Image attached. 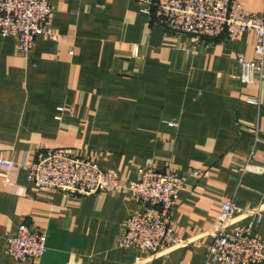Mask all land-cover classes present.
Wrapping results in <instances>:
<instances>
[{
    "label": "crops",
    "instance_id": "0c3cea01",
    "mask_svg": "<svg viewBox=\"0 0 264 264\" xmlns=\"http://www.w3.org/2000/svg\"><path fill=\"white\" fill-rule=\"evenodd\" d=\"M232 1L264 17V0ZM51 2L63 41L38 37L24 55L0 36V156L20 166L8 183L0 170V264H207L224 203L264 210V81L243 83L239 66L258 60L255 33L195 47L133 0ZM56 148L122 183L148 169L184 179L173 231L188 245L158 256L123 248V227L143 208L129 194L35 189L27 167ZM22 224L47 236L42 259L7 255ZM256 232L264 237V220Z\"/></svg>",
    "mask_w": 264,
    "mask_h": 264
},
{
    "label": "built area",
    "instance_id": "2783aa9c",
    "mask_svg": "<svg viewBox=\"0 0 264 264\" xmlns=\"http://www.w3.org/2000/svg\"><path fill=\"white\" fill-rule=\"evenodd\" d=\"M142 13L161 28L192 39L195 47L205 41H239L255 33L258 60L239 59L243 83L264 81V17L243 10L232 0H133ZM51 0H0V36L13 38L19 51L31 54L38 37L63 41L51 26ZM254 158L252 153L251 159ZM15 160L0 156V170L8 174L19 169ZM28 182L35 189H52L76 196L119 192L129 194L142 210L133 214L123 227L122 247L134 248L155 256L168 255L187 246L173 231V215L180 201L185 180L171 171L146 170L140 181L122 183L119 176L95 162L72 156L61 149L38 155L27 167ZM237 214L249 222L242 224ZM264 220L263 209L240 210L233 202L222 205L208 235L207 264H264V237L257 228ZM47 252V236L20 225L6 237V253L17 261L42 259Z\"/></svg>",
    "mask_w": 264,
    "mask_h": 264
}]
</instances>
